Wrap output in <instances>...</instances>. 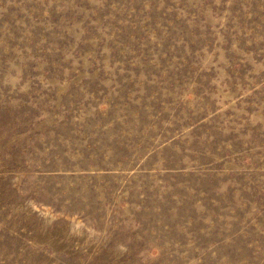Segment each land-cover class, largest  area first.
Instances as JSON below:
<instances>
[{"label": "rangeland", "instance_id": "rangeland-1", "mask_svg": "<svg viewBox=\"0 0 264 264\" xmlns=\"http://www.w3.org/2000/svg\"><path fill=\"white\" fill-rule=\"evenodd\" d=\"M0 264H264V0H0Z\"/></svg>", "mask_w": 264, "mask_h": 264}]
</instances>
